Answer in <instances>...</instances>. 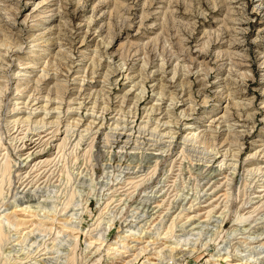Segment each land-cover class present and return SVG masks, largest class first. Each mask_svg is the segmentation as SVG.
<instances>
[{"label": "rangeland", "instance_id": "374dc122", "mask_svg": "<svg viewBox=\"0 0 264 264\" xmlns=\"http://www.w3.org/2000/svg\"><path fill=\"white\" fill-rule=\"evenodd\" d=\"M0 264H264V0H0Z\"/></svg>", "mask_w": 264, "mask_h": 264}, {"label": "bare ground", "instance_id": "6f19581e", "mask_svg": "<svg viewBox=\"0 0 264 264\" xmlns=\"http://www.w3.org/2000/svg\"><path fill=\"white\" fill-rule=\"evenodd\" d=\"M130 8L128 7V9L127 10H129ZM146 16V15H145ZM145 16H143V19H145L146 17ZM136 52V51H135ZM90 125V124H89ZM44 138V136H42V137H38L37 139H34V140H31V139H28L27 140V142H24V145H25V143H27L28 144V146L30 147V148H35V146H39V144L41 143V140ZM82 138V137H81ZM192 219V218H191Z\"/></svg>", "mask_w": 264, "mask_h": 264}]
</instances>
